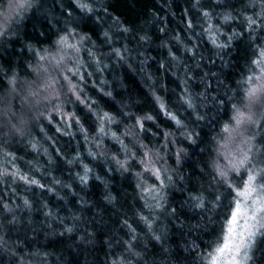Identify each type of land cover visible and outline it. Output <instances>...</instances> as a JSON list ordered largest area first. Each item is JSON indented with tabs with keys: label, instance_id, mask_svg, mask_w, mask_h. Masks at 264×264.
<instances>
[{
	"label": "trees",
	"instance_id": "obj_1",
	"mask_svg": "<svg viewBox=\"0 0 264 264\" xmlns=\"http://www.w3.org/2000/svg\"><path fill=\"white\" fill-rule=\"evenodd\" d=\"M103 2L108 13V15L101 13L104 16L105 28L113 23L109 17H119L120 21L131 29L125 35L113 36V46H126L129 51L125 53L127 59L124 64L116 62L113 57L111 60H104V63L109 64V68L102 72H95V65L89 68L94 75L87 77L85 92L92 100L97 101L98 109L111 112L120 122L109 127L107 137H100L96 130L95 117L87 113L83 106L66 103V110L75 111L80 117L81 124L87 131V141L84 133L75 124L68 129L72 135L57 133L55 128L62 126L58 123L59 116L53 120L52 125H49L47 120L36 122L29 128L28 135L23 139H10L6 146L0 137V167L4 166L3 152L14 153L15 167L21 173L39 180L46 186L54 187L57 194L64 197L62 200L57 199L56 195L29 186L20 180L15 182L11 178H7L6 181L0 180V196L4 202L9 203L20 220V223L11 229H0V236L19 249L18 254L24 255L25 264H110L122 251L115 245V240L129 238L126 235L128 229L123 224L125 219L136 228L143 241L147 229L136 214L142 212L147 216L151 213L144 208V201L141 200L139 190L136 188L137 178L132 174L141 169L138 164H134L131 172L118 170L111 157L119 152L120 158L123 159L124 154L120 152V145L110 137L112 132H116L124 143L131 147V140L122 134L133 121L121 117L120 112L128 111L136 115L148 113L152 114L155 120L145 122L147 132L140 136L139 142L147 144L154 151L159 150L160 155L165 157L161 165L174 170L172 174L175 184L165 189L163 195L166 197V207L169 210L175 207L180 214L179 221L169 223L168 213H159V220L154 227L159 231L168 226L165 247L170 249V254L167 256L161 254L157 246L155 258L157 264H176L175 258L179 255L181 264H185V258L191 261L192 257L182 249L191 246L193 241L200 248H206L215 239L213 229L218 230L217 217H222L225 209L213 214L201 213L191 207L190 195H195L208 186L207 176L202 179L201 170L205 169L206 163L214 155L211 138L219 131V126L208 120L195 122L194 116H190L181 105L179 97L183 92L184 69L189 67L197 72V81L188 82L193 93L199 94L204 91V84L199 83V77L209 73L204 81L211 84L209 97L220 95L225 101L228 97H233V102H236L239 99L235 95L238 87L236 82L241 78L248 58L247 41L236 40L230 49L222 52L214 48L209 36L203 31L208 25L195 10L191 9L192 0H103ZM229 2L234 7H239L238 0ZM6 4L7 0H0V11ZM68 6L69 0H38L37 6L25 12L18 24L12 23V33H15L13 39L10 42H0L2 82L0 95L8 91L7 79L13 72L20 81L18 87H22L26 79H32L25 75L24 69L30 60L35 63V58L27 51L26 46L31 45L35 49L48 47L57 38V31L66 22V12L72 10ZM80 15L78 11H73L74 19L78 20ZM189 19L194 24L191 30L186 26ZM212 23L219 24V20L214 19ZM160 28H165V33L159 32ZM233 28L239 30V23L224 25L222 31L231 33ZM79 30L91 37L89 43L85 45L86 48L94 41L98 54L110 51V47L103 44V37L100 35L102 29L93 21L85 20L80 23ZM140 35H147L150 39L141 42L138 39ZM177 37L179 43L175 39ZM226 39L227 36L221 37V41ZM162 43H166L168 48L172 49L178 57L177 61L171 60L168 48L162 47ZM185 47H194V60L190 53L184 51ZM81 55L87 64L89 61L87 52H82ZM160 63H165L167 70L160 69ZM196 64L200 65L199 69L196 68ZM212 73H215L214 77ZM101 80L105 83L101 84ZM101 90L111 91L113 98L104 96ZM153 94L160 97L159 102ZM159 103H164L169 111L177 112L189 130L199 133L196 144L189 143L181 135L182 130L176 129L160 111ZM197 103L199 104V101ZM16 106L18 108L19 104ZM228 106L230 107V104ZM199 111L203 114L204 109L200 108ZM208 115H216L215 109ZM2 119L4 117L0 116V120ZM218 119L222 123L226 119L224 113H221ZM41 128H44L43 132ZM165 132L173 133L169 141L173 139L176 141L174 144L169 143L167 149L162 148L165 144ZM32 143L36 144V150L32 149ZM180 148H183L187 155L183 156L177 165L175 153ZM90 151L103 155L93 159L89 155ZM139 158L138 155L137 160ZM69 160L73 163L68 164ZM84 165L92 169L87 185H81L77 179L78 173L83 174ZM7 166L11 169V163ZM180 177H183V180H180ZM53 178L61 180L63 184L72 185L71 190L53 185ZM144 178L148 183H152V178L148 174H145ZM108 194L115 197L112 203L105 200ZM25 199L31 203L30 209L24 207ZM47 211L52 212L51 217H45L44 213ZM201 215L205 216L204 221L200 220ZM209 215L213 216L215 223L207 222ZM0 221H3V213H0ZM180 222L185 225L182 231L175 227ZM197 223H200L202 228L189 233V227ZM46 224H51L52 228L46 229L44 227ZM34 226H40L38 234L31 230ZM66 227H71L73 232H64ZM61 232H64L63 237L59 236ZM110 239L113 248H109ZM149 251H153L152 244H149ZM29 253L36 255L30 256ZM5 259L7 260L6 256Z\"/></svg>",
	"mask_w": 264,
	"mask_h": 264
},
{
	"label": "snow or ice",
	"instance_id": "obj_2",
	"mask_svg": "<svg viewBox=\"0 0 264 264\" xmlns=\"http://www.w3.org/2000/svg\"><path fill=\"white\" fill-rule=\"evenodd\" d=\"M37 3L38 0H7L6 6L0 11V16L3 17V23L0 24V42H10L13 39L15 33H12V23L18 24L23 19V14L35 8ZM238 3L237 8L229 0H207V2L192 0L191 2V9L195 10L208 25L203 31L209 36L214 48L222 52L230 49L234 41L245 39L249 52L241 78L236 82L238 87L235 95L239 97L236 102H233V97H228L227 101L220 95L209 97L211 84L204 83L209 73L199 77V83L204 84V91L199 94L193 93L188 82L197 81V72L189 67L184 69L183 92L179 97L181 105L190 116H194L195 122L208 120L213 125L219 126V131L211 138L214 155L205 165L208 171L201 170L202 179L207 176L208 186L205 190L190 195L191 207L201 213L213 214L225 209L222 217H217L218 230L213 229L215 239L206 248H200L193 241L191 246L182 249L192 257L191 261L186 257L185 264H264V0H238ZM68 7L72 10L66 12V22L57 31V38L48 47L35 49L31 45L26 46L27 51L35 58V63L30 60L24 69L25 75L32 79H26L22 87H18L20 81L15 72L7 79L8 91L0 95V116L4 117L0 120V137L3 138L5 146L10 139H23L36 122L47 120L48 124L52 125L57 116L60 117L58 123L62 125L55 128L57 133L72 135L68 129L75 124L84 133L87 141V131L83 128L80 117L75 111H67L66 103L83 106L87 113L95 117L96 130L100 137H107L109 127L120 122L111 112L98 109L97 101L87 96L85 87L87 77L94 75L93 71L88 70L93 65L96 66L95 72H102L109 68V64L104 63V60H111L113 57L116 62L124 64L127 59L125 53L129 49L126 46H113V36L125 35L131 29L124 25L119 17H109L113 23L104 27L105 20L101 13L103 12L104 15L108 13L103 0H69ZM217 9L222 11L217 12ZM73 11L81 14L78 20L73 18ZM185 11L188 14V11ZM214 19L219 20V24L212 23ZM85 20L93 21L102 29L100 35L103 37V44L110 47L109 52L98 54L94 41L90 47H85L91 37L82 30L78 31L80 23ZM237 22L240 25L239 30L233 28L231 33L222 31L224 25L231 26ZM186 26L190 30L194 28L191 19L187 21ZM165 31V28L159 29L161 33ZM224 36H227V39L221 41V37ZM138 39L146 42L150 37L140 35ZM175 39L179 43V38ZM161 46L168 48L166 43H162ZM184 51L190 53L193 60L195 59L194 47H185ZM82 52H87L89 57L87 64L83 60ZM168 55L171 60H178L171 48H168ZM159 68L167 70V65L160 63ZM196 68L199 69L200 65L196 64ZM211 75L214 77L215 73ZM103 83L105 81L101 80V84ZM102 94L113 98L111 91H102ZM153 95L159 102L160 97ZM159 108L176 129L182 130L181 135L189 143H197L196 137L199 133L189 130L188 125L177 112L169 111L164 103H159ZM200 108L204 109L203 114L199 111ZM214 109L216 115L209 116L208 114ZM221 113L226 117L222 123L218 119ZM120 116L133 121L122 134L131 140V147L125 144L116 132H112L110 138L120 145V152H123L124 158L121 159L118 152L111 159L118 170L125 173L131 172L134 164L139 165L141 170L132 174L137 178L136 188L139 190L141 200L144 201V208L151 215L146 216L142 212L136 214L147 229L143 241L136 228H133L127 219L123 221L128 229L126 235L129 238L115 240V245L122 251L118 258L111 260L110 264H157L155 258L157 246L161 254L165 256L170 254V249L165 247L168 226H164L159 231L154 227L159 220V213L167 212L169 223L180 220L177 208L173 207L169 210L166 207V197L163 195L165 189L175 184L172 174L174 170L161 165L165 157L160 155L159 150L154 151L147 144L139 142L140 136L147 132L145 122L154 121V116L148 113L136 115L128 111H121ZM43 131L44 128H41V132ZM170 136H173V133H164L163 149H167L169 143L176 142L175 139L169 141ZM31 147L36 150L37 146L32 143ZM59 154L58 150L57 155ZM89 155L96 159L103 153L93 154L90 151ZM138 155L139 160H137ZM186 155L183 148L176 151L177 165ZM3 158L4 166L0 167V180L6 181L7 178H11L13 182L20 180L29 186L56 195L57 199H64L57 194L54 187L46 186L39 180L21 173L15 167L14 153L4 151ZM10 163L11 169L7 166ZM67 163L72 164L73 161L69 160ZM91 171V168L84 165L83 174H77L81 185H87ZM145 174L152 178V183L145 180ZM180 180H183V177H180ZM52 184L69 190L72 188V185L63 184L61 180L55 178ZM105 200L112 203L115 197L108 194ZM23 205L28 209L32 207L27 199L23 201ZM0 213H3V221H6V223L0 221V229H11L20 223L15 211L9 203L4 202L2 196H0ZM44 215L51 217L52 212L47 211ZM200 220L204 221L205 216L201 215ZM207 222L216 221L212 215H209ZM39 227L34 226L31 230L38 234ZM44 227L51 229L52 225L46 224ZM175 227L182 231L185 225L180 222ZM201 228L200 223L191 225L189 233L199 231ZM64 232L72 233L73 229L66 227ZM64 232L59 233V236L63 237ZM149 244L153 246L151 252ZM109 248H113L111 239ZM18 252L19 249L0 236V264H25L24 255ZM28 255L35 256L36 253ZM175 259L176 264H181L179 255Z\"/></svg>",
	"mask_w": 264,
	"mask_h": 264
},
{
	"label": "rangeland",
	"instance_id": "obj_3",
	"mask_svg": "<svg viewBox=\"0 0 264 264\" xmlns=\"http://www.w3.org/2000/svg\"><path fill=\"white\" fill-rule=\"evenodd\" d=\"M2 23H3V17L0 16V24H2Z\"/></svg>",
	"mask_w": 264,
	"mask_h": 264
}]
</instances>
